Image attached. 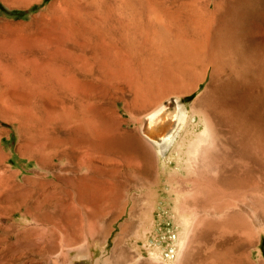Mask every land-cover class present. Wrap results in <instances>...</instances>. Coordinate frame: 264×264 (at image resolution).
Masks as SVG:
<instances>
[{"label": "rangeland", "instance_id": "1", "mask_svg": "<svg viewBox=\"0 0 264 264\" xmlns=\"http://www.w3.org/2000/svg\"><path fill=\"white\" fill-rule=\"evenodd\" d=\"M122 1L0 0V64L5 67L0 66V211H5L0 216V253L12 256L11 262L6 264H14L17 256L24 252L16 246L17 239L22 238L24 231L32 225L31 219L5 207L12 205L8 200L27 196V204H31L36 198L46 197L43 190L57 189L63 202H68L72 196L75 206H82L80 211L90 210L91 205H133L135 214L132 219L124 214L115 223H99L97 232H90L88 221L83 217L81 256L75 259L77 254L74 252L62 256L65 250L58 251L42 264H95V260L113 264L112 256L120 255L122 248L125 257L121 264H156L149 260L143 241L148 239L160 245L164 252H170V247L177 250L173 244L179 239V227L173 219L174 205H192L191 208L200 205L208 210L204 221L210 226L215 225L214 229L218 227L219 232L212 234L216 236L213 248L209 249L210 245L203 238L189 248L188 253L197 256V264H264V0H254L256 4L249 0L252 4H244L249 9L251 26L249 33H243V44L237 51L239 55L233 44L234 47L230 44L232 48H225L223 44L216 50L210 49L217 67L220 66V71L216 72L217 82L211 81L208 74L191 84L187 78L180 81L181 85L167 81L166 87L172 86L173 90L158 94L144 106H140L142 100L137 101L129 81L131 66L145 68L151 64L159 68L163 64L165 70H170L174 56L164 49L166 36L162 30H156L159 27H140L131 34L130 41L121 40L120 33L124 34V29L117 21L130 12ZM192 1L182 0L187 7L193 4ZM57 5L65 8L64 15ZM136 10L140 11L139 8ZM176 11V8L162 10L149 4L143 13L146 23L155 21L163 26L168 18L184 23L187 13ZM57 14L63 18L58 19L59 24L54 23L57 28L49 33L45 23L53 25ZM46 39L53 42L50 44ZM93 51L97 60L92 66L98 76L95 73H86L84 77L77 74V79H83L82 83L74 81L69 87L72 68L83 65V53L89 56ZM6 68L10 76H7ZM178 85L184 86L185 90L177 88ZM174 100L188 112L186 129L187 134L190 133V143L184 145L179 163L175 154L170 153L171 149L160 153L155 143L141 132L145 117L154 113L158 106ZM87 104L90 108L85 109ZM211 107L220 117L209 115ZM95 112L100 113V118H95ZM75 115L92 118L99 129L102 140L98 141L97 152L80 154L69 145L59 144L66 154L61 162H51L44 147L53 138L55 140V133L63 135V125ZM203 127L205 135H202ZM200 137L204 141L196 144L191 153L186 152L191 141ZM128 141L129 150L125 153L117 143L125 146ZM240 149L242 156L238 153ZM35 150H39V154H28ZM209 160L213 161L211 166ZM223 160L237 166V171H218ZM51 163L56 164L55 168L50 166ZM69 167L77 172H70ZM224 174H230L235 181L230 188L220 182ZM83 176H88L85 179L87 191L91 188L94 194L89 202L80 203L75 199L76 185ZM62 177L70 178L75 186H64ZM239 177L243 178L242 188L237 184ZM210 179L212 186L198 183ZM213 205H227L228 209L213 215ZM239 207L242 208L240 212L234 211ZM63 217L55 220L61 236L70 226L66 215ZM126 222H132L133 229L123 235L120 225ZM200 228L198 236H202ZM119 237L121 243L115 247ZM164 257L168 256L164 254Z\"/></svg>", "mask_w": 264, "mask_h": 264}, {"label": "bare ground", "instance_id": "2", "mask_svg": "<svg viewBox=\"0 0 264 264\" xmlns=\"http://www.w3.org/2000/svg\"><path fill=\"white\" fill-rule=\"evenodd\" d=\"M253 1H251V2H253ZM245 2L249 3V0H244V2H243V0H217V1L194 0V1H192L193 4L190 7H187L186 4L182 2V0H123L122 3L124 5V7H126L130 12H129L127 17L120 19V20L118 19V21H117L118 25L124 29L123 30L124 34L121 35V33H120L121 40L122 41H125V40L130 41V39H132L131 34L135 33V30L139 29L140 27L144 26V27H147V29H149V28L155 29L156 27H159V28H156V30L157 31L162 30V32L165 34L164 36H166L164 39V44H163L164 49H168V50H166V52L171 51L172 55L174 56L173 58L170 57L171 59H173V61L171 62V66H172V68L170 69L171 71L169 69L165 70L164 68H166V66L163 67L162 66L163 64L160 65L159 68H157L151 64H149V66L145 67V68H141L137 65L131 66L133 68L131 70H129V68H128V70L130 72V73L128 72L129 73L128 76H130L129 81H130L131 86L135 90L136 99L139 102L142 100V103H140V106L146 105L147 103H149L150 101L155 99V97H157L158 94L162 95L165 92L172 91L173 90L172 86L169 88L166 87L167 85L165 84V82H167V81L174 83V84L179 82V84H180L181 83L180 81L183 78H187L188 83L191 84L192 81H194V80H197L199 78H201V79L205 78L207 76V74L209 75V78L211 81H216L217 80L216 79V72L218 71V67H220V66L217 67V64L215 62L216 58L214 59V56L212 55V51L210 49L214 50V48H215V50H216L217 47H219L223 44H225V45H223L225 48H229V46L231 44V46H233V45L236 46V47L233 46L236 49L235 53H237V51L239 52L241 50V47L243 44V38H244L243 33H245V32L249 33V31H250L248 29L249 25H250V23H249L250 19H249L248 13H247V10H249V9L244 7V4H246ZM149 4L155 6L158 9H162V10H168L170 8H176L179 13H185L186 12L187 14L184 15L186 17L184 23H180V22L177 23L175 20L170 19V18L166 19V22L164 23L163 26L157 25L155 21H149L146 23L143 11L145 10L146 6ZM249 4H252V3H249ZM254 4H256L255 1H254ZM54 5L55 4H53V7H54ZM57 6L59 7V9L62 8V7H60V5H57ZM55 8L58 9L56 6H55ZM136 8H139L140 11L138 12L136 10ZM63 9H65V8H62V10ZM61 12H63V15H64V10ZM61 17L63 18V16H60L59 14L56 15V18L54 16V19H53L54 21L52 22L53 25H51V23L49 24V23L44 22L45 24H47L46 26L48 27V28H46V30L49 29V30H47V32L50 31L52 33L54 31V29L57 28L55 26V24H57V23L59 24L61 22V21L59 22ZM50 20L52 21L51 18H50ZM50 20H49V22H50ZM55 20H57V21L55 22ZM63 24L65 25V23H63ZM54 27H56V28H54ZM46 30H45V32H46ZM254 31H256V30H254ZM42 33H44V32H42ZM48 35H51V34H48ZM48 37H50V36H48ZM246 37H245V40H247ZM49 39H53V38L50 37ZM49 39L48 40L46 39V40H47V42L50 41L49 42L50 44L53 41L56 42L54 39H53V41L49 40ZM207 47H209L208 52L206 51ZM222 49H224V48H222ZM224 51H225V49H224ZM261 51H262V49H261ZM166 52L164 54H166V56H167L168 52L167 53ZM227 52L230 53L229 51H227ZM224 53L222 55H224ZM237 54L239 55V53H237ZM167 57H169V56H167ZM215 57H216V55H215ZM241 57H242V55H241ZM96 60H97V54L94 51L89 56H87L86 53L85 54L83 53V65H80V67L75 66L74 68H72V73H71L72 78H70L71 81L68 80L69 81L68 86L70 87L71 85H74V84H72L74 81L82 83L83 79L82 80L77 79V74H79L80 76L82 75L83 77L86 75V73H90L93 75L95 72H94L92 65L96 62ZM167 60L169 61V58ZM81 61H82V59H81ZM218 61H219V59H218ZM88 63L90 64V66ZM168 63H170V62H168ZM220 63H219V65H220ZM239 63H240V60H239ZM0 66L3 67L1 64H0ZM129 66L130 65H128V67ZM7 67H10V66H7ZM224 67H225V65H224ZM3 68H5V67H3ZM12 69H10V70L12 71ZM147 70H149V71H147ZM8 72H9V70L6 72L8 75L5 72L4 73H5V75L10 76L11 73L9 75ZM98 73H99V71H98ZM96 75L98 76V74H96ZM19 77H21V76H19ZM9 79H10V77H9ZM227 79H225L224 81H226ZM33 80H36V79H33ZM12 81L14 82V80H12ZM219 81H221V80H219ZM16 82L18 83V81H16ZM26 82H27V80H26ZM19 83H21V82H19ZM30 83H29V85H31V87H32V84H30ZM70 83H71V85H70ZM75 84H77V83H75ZM23 85H25V84H23ZM16 86H19V85H16ZM225 86H226V84H225ZM80 87H82V86H80ZM180 87L183 88L184 86L182 87V86L178 85L177 88H180ZM183 89L185 90V88H183ZM74 90H75V88H74ZM179 90H181V89H179ZM34 93H35V91H34ZM72 93L74 94V92H72ZM82 99H83V97H82ZM85 101H87V100H85ZM175 101L177 102V100H175ZM203 101H204V99H203ZM82 103L83 102H81V104ZM216 103H218V102L216 101ZM161 106L162 105L158 106L154 110V113L158 109H160ZM178 107H179V105H178ZM88 108H90V106L87 104L85 106V109H88ZM63 111H64V107H63ZM71 111H73V110H71ZM186 112L187 111L184 109V107L180 106L178 109L177 117H175L174 125L172 127H169L168 129H166V132H164L162 135L163 138H162V141L160 143H155L156 147L159 148L160 153L165 152V150H167V149H171V152L170 151L169 152L175 154L174 157L178 163L180 162L182 154L184 153V147H185L184 145L187 142L190 143L189 136H188L190 133L187 134L188 130L186 129L189 126L188 121H187V113L188 112L187 113ZM65 113H66V111H65ZM223 113L226 114V112H223ZM227 114H230V113H227ZM209 115H212L215 118L220 117L218 114V111H216L212 107L209 109ZM70 116H72V115H70ZM205 117L207 118V115ZM95 118L96 119L100 118L99 112H95ZM153 122L154 123H151L149 125L150 132H155L158 130V125L155 123V121H153ZM202 122H200V123L202 124ZM206 123H208L207 120H206ZM203 124H205V122ZM210 124H208V125H210ZM208 125H207L206 129L209 130ZM194 126L192 125V127H194ZM63 128L65 130V132L62 133L63 135L55 133V140L53 138V141L44 147V149H45L44 153L50 155V161L51 162L52 161L54 162V160H58L61 162L63 160V154L64 153H63V149L58 147L59 144L69 145L72 149L76 150L77 153H80V154L81 153L83 154V152L84 153H90V154L97 152L98 141L102 140V135L100 134L99 129L95 126V123L93 122L92 118L85 119L84 117L82 118L81 115L78 117L75 115L74 119L72 118V120L65 122V124L63 125ZM197 129H199V128H197ZM204 129L205 128L203 127V130ZM206 129L204 130L202 135H205L204 133H205ZM193 133H194V131H193ZM194 135H196V134H194ZM207 136H208V132H207ZM210 137L213 138L212 135ZM147 138L149 139V137H147ZM197 138H198V136H197ZM203 141H204V139L201 137L198 140L191 141V144H189V145H191V147L189 146L190 149L189 150L187 149L188 151L186 150V152L191 153L193 150V147L196 146V144L197 145L201 144ZM117 144H119L118 146H120L121 148H124V150H125V151L124 150H121V151L126 153V151L129 150V148H128L130 145L129 141L125 142V146L121 145V142H118ZM117 144H116V146H117ZM33 153L39 154V150L28 152V154H33ZM238 153H239V155L242 156L243 150L240 149ZM193 155L194 154L192 153V156ZM189 158H191V157H189ZM194 159L198 160L196 156ZM191 161H193V159ZM212 162H213L212 160L211 161L209 160L208 164H210V166H211ZM195 165H196V163H195ZM50 166L55 168L56 164L51 163ZM197 166H198V163H197ZM216 166H218V165H216ZM69 168L70 169H68V170L70 172L71 171L77 172L76 169H74L72 167H69ZM237 169H238L237 166H235V165L232 166L231 162H225L224 160L222 162H220L219 166H218V171H222V172H233L234 173L237 171ZM112 170H114V169H112ZM57 177H59V176L57 175ZM86 178L88 179V176L87 177L86 176L81 177L78 181L79 184L76 185L77 195H76L75 199H77V201L80 203L86 202L88 199L91 198V195L94 194V190L91 188H89L90 192L87 191L88 185L87 186H85V185L87 184L88 181L87 180H86L87 182L85 181ZM62 180L64 181L63 182L64 186H69V185L75 186L71 182L70 178L62 177ZM238 181L239 182L237 184H239L240 188H242L243 178L239 177ZM220 182L222 184H224L225 186H229L230 184H232V182H235V181L233 180V178L229 174V175H225L224 178H222ZM198 183H201L202 185L210 186L212 181L210 179L206 183L199 182V181H198ZM47 184H48V181H47L46 185ZM227 188H230V186ZM66 189H65V191H66ZM56 190L57 189H55L53 191H49V192L43 190L42 192L43 193L45 192L44 194L46 195V197L41 199V200L36 198L35 201L31 204H27V196L22 197V198H17L15 200H12V199L8 200L7 199L9 202H11L12 205H6L5 207H11V208L19 211L20 214L25 219L27 218L29 220L30 219L32 220V225L30 227H28L25 231L23 230L24 235L22 233V235H23L22 238L17 239L18 243L16 246L19 248H22L24 252L22 253L21 256H17L18 259L16 260V262L14 264H42V263H45L46 261H48L49 259H51L52 255L54 253H57L58 251L62 252L63 250H65L66 253L65 252H64L65 254L61 253L62 256H66V254H71L72 252H74V254L75 253L77 254L76 258H75V259H77L78 257L81 256V255L79 256V254L82 253L81 252L82 245L80 244V241H81L80 229L82 226V224H81L82 220L81 219H83V217H85L84 220L86 219L88 221L87 223H88L90 232L91 231L97 232L96 230H98V231L100 230V229H98V227H100L99 223L100 224L115 223L124 214H128L129 218L132 219V216L135 214L133 205H91L93 208L91 207L90 210L87 209L88 211H85V210L80 211L82 204H80V206H81L80 208L77 207L78 205L75 206V202H73L74 199H72V196L70 197V200H68V202H63V199H60L58 197L59 192ZM72 194H73V192H72ZM65 195H67V194H65ZM67 197H69V196H67ZM95 200H97V199H95ZM111 201H112V199H111ZM87 202H89V200ZM86 206H87V208L89 207L88 205H86ZM174 206H175V208L173 210V219L179 227L178 228L179 229V237H178L179 239L175 240V242L173 244H175V246L177 247V250L175 251V248L170 247L169 248L170 252H167V251L164 252L163 250H161L160 245H155V244H153V242H149V240L146 238H145L146 240L143 239L145 241V242L143 241V246L145 247V249L148 252V255L150 257V258L148 257L149 260L152 262H155L156 264L157 263L158 264L159 263H163V264H182V263L183 264H197V262H196L197 256L193 255V254L190 255L188 253L189 248H191L192 244L194 245V243L198 244L199 242H201L202 238L205 239L207 245H210L208 247L209 249L213 248L214 244H215L216 236H214L212 234L214 232H217L218 227H216L214 229L215 225L210 226L208 221H204L205 217L208 214L207 213L208 210L205 209L204 207L200 208V205H195V208H191L192 205H174ZM227 207H228L227 205H213V213L212 214L213 215H216V214L219 215V214L223 213V211H226L228 209ZM241 209L242 208L239 207L238 209H236L234 211L240 212ZM3 211H0V216L3 215L2 214ZM65 215H66L67 221L68 222L70 221L69 222L70 226H69V229L67 228L69 231L67 233H63V235L61 236L59 234V232H57V225L55 224L57 221H55V220H58V219L60 220ZM63 219H64V217H63ZM132 224H133L132 222H126L124 224H121L120 225L121 234L124 235L125 232L132 230L133 229ZM198 228H200V232H201L202 236L197 235ZM60 229L61 228H59V230ZM218 232H219V230H218ZM220 235H221V233H220ZM172 238H173V236H172ZM120 241L121 240L119 237L117 239V241L115 242V247H117L121 243ZM120 251H119L120 255L118 254V255L112 256L113 257V260H112L113 264H121L122 263L123 256H124L123 255V252H124L123 248ZM164 254H166V256H168V257H166L167 259L164 257ZM56 256H57V254H56ZM12 258H13L12 256H8V255H4V254L0 253V264H6L8 262L10 263ZM95 261H96L95 264L107 263L106 261H101V262L98 260H95ZM68 262H70V261H68ZM108 263H109V261H108ZM59 264H60V262H59ZM143 264H145V263H143Z\"/></svg>", "mask_w": 264, "mask_h": 264}, {"label": "water", "instance_id": "3", "mask_svg": "<svg viewBox=\"0 0 264 264\" xmlns=\"http://www.w3.org/2000/svg\"><path fill=\"white\" fill-rule=\"evenodd\" d=\"M178 103L174 100L168 103H164L160 109L155 113L145 117L143 120V125L141 132L146 137H149V140L153 143H160L163 138V133L166 132V129L172 127L175 123V117L178 114ZM158 125V130L155 132H150L149 125L151 123Z\"/></svg>", "mask_w": 264, "mask_h": 264}]
</instances>
